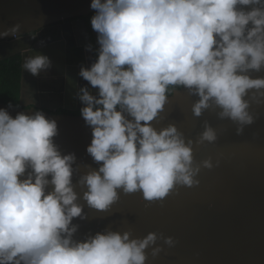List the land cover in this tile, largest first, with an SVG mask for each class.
I'll list each match as a JSON object with an SVG mask.
<instances>
[{
    "label": "water",
    "instance_id": "water-1",
    "mask_svg": "<svg viewBox=\"0 0 264 264\" xmlns=\"http://www.w3.org/2000/svg\"><path fill=\"white\" fill-rule=\"evenodd\" d=\"M121 7L179 54L183 87L85 116L50 113L63 96L40 88L46 111L29 108L34 64L72 85L78 68L65 42L10 40ZM19 52L20 106L0 102V264H264V0H0V61Z\"/></svg>",
    "mask_w": 264,
    "mask_h": 264
},
{
    "label": "flooded vegetation",
    "instance_id": "flooded-vegetation-1",
    "mask_svg": "<svg viewBox=\"0 0 264 264\" xmlns=\"http://www.w3.org/2000/svg\"><path fill=\"white\" fill-rule=\"evenodd\" d=\"M95 13L98 17L91 13L54 23L30 35L10 40L15 51L28 53L48 50L47 47L55 44L61 48L59 43L65 42L67 64L78 68L72 85L69 81L51 76L55 69L49 59L47 62L34 64L31 72L39 77L37 80L40 85L35 86L32 81L34 77L29 78L30 92L26 101L34 103L29 108L44 110L38 107L40 88L57 92L63 96L64 107L75 108L68 111L62 107L52 112L75 113L92 110L110 101L121 104L164 94L169 86L184 84V63L179 54L162 46L157 35L148 30L134 10L121 7ZM75 21H84L87 31L75 29L72 26ZM14 55L22 57V52L12 56ZM176 61L180 69L175 64ZM93 103L98 104L87 106Z\"/></svg>",
    "mask_w": 264,
    "mask_h": 264
},
{
    "label": "trees",
    "instance_id": "trees-1",
    "mask_svg": "<svg viewBox=\"0 0 264 264\" xmlns=\"http://www.w3.org/2000/svg\"><path fill=\"white\" fill-rule=\"evenodd\" d=\"M93 15L95 17H98L97 13H94ZM175 64L178 66L179 63L176 61ZM181 66L183 67V65ZM178 68L180 69L179 66ZM22 69H23L22 57L20 55H14L5 60L0 61V102L1 103H5L15 107L20 106ZM180 74L182 75L183 73L180 71ZM182 87L183 85L181 83H176L175 85L166 88V93L164 94L160 93L157 95L148 96L147 98L133 100L121 104H115L114 102L110 101L106 104L93 108L92 110H87L85 112L70 113V112L62 111V112H50V113L71 114V115H81V116L90 115L93 113H101L113 108H121L133 104H138L163 97H168L171 96L175 92V90H179ZM40 111H46V110H40Z\"/></svg>",
    "mask_w": 264,
    "mask_h": 264
}]
</instances>
